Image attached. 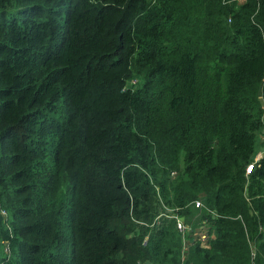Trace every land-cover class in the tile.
Listing matches in <instances>:
<instances>
[{
    "label": "trees",
    "instance_id": "obj_1",
    "mask_svg": "<svg viewBox=\"0 0 264 264\" xmlns=\"http://www.w3.org/2000/svg\"><path fill=\"white\" fill-rule=\"evenodd\" d=\"M263 133L264 0H0V264H264Z\"/></svg>",
    "mask_w": 264,
    "mask_h": 264
},
{
    "label": "built area",
    "instance_id": "obj_2",
    "mask_svg": "<svg viewBox=\"0 0 264 264\" xmlns=\"http://www.w3.org/2000/svg\"><path fill=\"white\" fill-rule=\"evenodd\" d=\"M260 140L262 142H264V135H262ZM262 158H264V144L262 146L258 147V150L255 154L253 162L250 163L248 168H247V174H251V172L255 169V167H257V165H259V163L262 161ZM197 206H200V202H197ZM177 225H178V229L180 230V232L183 233L184 247H183L182 252L184 255V253L187 252V250H188V248H187L188 243H187V239L185 236L186 231H187V225L185 224V222L181 218H177ZM202 239L208 240V233L207 232L202 234ZM183 261H184V257H183Z\"/></svg>",
    "mask_w": 264,
    "mask_h": 264
},
{
    "label": "rangeland",
    "instance_id": "obj_3",
    "mask_svg": "<svg viewBox=\"0 0 264 264\" xmlns=\"http://www.w3.org/2000/svg\"><path fill=\"white\" fill-rule=\"evenodd\" d=\"M262 135H264V133H263ZM262 135H261V137H262ZM261 137H260V138H261ZM261 142H262V141L260 140V143H261ZM262 143L264 144V142H262ZM263 144H262V145H263ZM4 214H6V212H4Z\"/></svg>",
    "mask_w": 264,
    "mask_h": 264
}]
</instances>
